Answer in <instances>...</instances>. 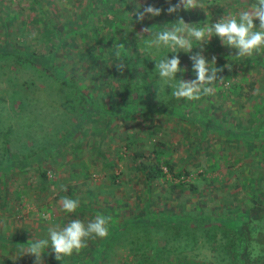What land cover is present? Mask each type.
<instances>
[{
  "label": "rangeland",
  "instance_id": "obj_1",
  "mask_svg": "<svg viewBox=\"0 0 264 264\" xmlns=\"http://www.w3.org/2000/svg\"><path fill=\"white\" fill-rule=\"evenodd\" d=\"M126 2L132 6L129 15L138 10L143 11L149 5L162 9L161 13H167L169 7L168 0ZM176 2L171 0L172 4ZM202 2L208 5L205 10L197 7L167 14L171 21L183 15L186 23L203 27L205 21L214 23L223 15L236 14L254 0ZM110 3L116 8L114 15L123 14L128 9L123 0H0V46L4 40L20 39L37 47L56 40L59 33L64 35L67 45L64 51V46L60 47L61 56L58 57L61 61L63 58L64 68L70 73L72 65L83 63L80 66L82 80L79 81L85 85L83 90L90 92L96 102L111 105L117 97L112 90L118 85L119 78L111 74L110 60L106 58L108 54L97 48L94 59L86 60L78 55L84 40L91 34L90 27L94 25L97 28L96 25H99L102 34L110 31L111 26L103 15V10ZM156 17L148 14L145 20L153 21ZM85 24L87 30L81 28ZM47 25L49 34L46 32ZM130 26L133 23L121 24L123 31ZM142 27L138 25L135 32H139ZM72 28L80 32H74ZM122 28L119 33H123ZM212 39L217 40V43L211 47L209 41ZM145 40L139 43L131 55L141 63L136 65L137 71L142 66H149L159 94L147 92L142 95L153 102L159 97L162 101L171 99V88H161V81L155 71L156 61L151 58L159 60L165 55L169 58L173 55L163 48L159 51L147 49ZM210 40L203 47V55L208 60L215 56L217 67L229 62L233 64L232 71L225 68L218 73L225 82H230V86L226 87L225 83L217 80L214 85H210L215 90L214 95H201L199 100L193 101L174 97L188 116L178 118L176 115L153 113L149 122L144 120L146 112L134 115L115 112L110 115L107 111L104 114L92 111L83 118L79 116L78 108L71 107L74 95L67 86L60 85L36 68L16 63L15 70L3 64L4 59L0 58V154L21 157L36 151V155L41 157L25 162L21 169L12 167L5 173L0 169V264H33V256H19L20 250L27 248L30 239H45L49 228L63 227L73 219L87 224L97 215H109L112 222L121 225V228L117 226L114 229V233L108 228L105 238L108 244L104 248L107 254L97 260L98 264H128L127 260L136 261L130 249L133 244L130 238L144 241L148 236L159 237L161 243H166L169 257L162 264H223L216 259L217 253H222V248H211L204 230L195 229L196 241L189 247L183 243V231L176 238L170 234L174 231L168 221L175 217L174 214H197L199 210H205L213 217H221L224 209L229 213L228 206L235 210L252 197L253 180H258L257 177L264 173V136L252 139L255 142L250 146L244 138L235 139L228 133H219L217 129L207 130L203 137L202 125L190 116L194 115L195 110L202 109L207 110L206 113L211 117L219 118L225 126L236 123L242 129L251 126L256 128L261 116L257 106L264 96V49L254 52L252 59L244 57L236 62L231 57L236 55L237 49L223 45L217 36ZM91 41L90 44H94ZM197 43L193 41L192 54L201 50ZM190 55L188 52L182 53L183 71L179 79H195ZM95 61L102 70L99 76H94L97 66L95 70L89 68ZM135 74L134 79L138 76ZM106 77L110 79L109 82H99ZM250 81H254L252 88ZM92 85L95 87L92 88ZM8 125H12V132L7 135L9 151L3 152ZM152 127L156 128L154 136L149 134V128ZM154 138L165 142L163 156L192 171L183 179L193 181V178H198V191L171 186L178 178L170 175L168 179L171 181H166L165 177L148 180L135 168L132 151L141 153L136 163L148 160L151 140ZM128 142H131L129 150L126 148ZM2 164L5 165L4 161ZM42 169L47 170L49 175L44 185L40 177ZM200 171H204L205 175H200ZM211 176L215 177L214 180H211ZM261 193L263 191L259 195ZM65 196L79 201L76 212L69 214L61 211L60 200ZM145 209L149 211L151 221H143L138 215ZM162 212L166 220L157 223L154 217ZM45 214L48 220L43 219ZM135 217L140 222L132 223ZM218 222H221L220 218ZM143 229L149 234H143ZM219 230L217 240L223 241ZM101 241V238L89 239L87 247L81 251L92 250ZM145 243L141 247L147 248ZM77 255L74 252L64 259L70 261ZM10 257L17 258L13 260ZM63 262L55 259L50 248L45 250L43 264Z\"/></svg>",
  "mask_w": 264,
  "mask_h": 264
},
{
  "label": "trees",
  "instance_id": "obj_2",
  "mask_svg": "<svg viewBox=\"0 0 264 264\" xmlns=\"http://www.w3.org/2000/svg\"><path fill=\"white\" fill-rule=\"evenodd\" d=\"M249 2L251 0H248ZM125 5L128 6V9L123 11V14L114 15L115 9L112 7L111 3L104 9V20L108 22L111 26L108 34L100 33L99 25H96L97 28L93 25L89 29L91 34L89 38L85 39L83 42V48L78 52V55L82 58L85 57L86 60L96 58V50L98 48L99 51H103L108 54L106 56L107 59L110 60L111 65V74L115 75L119 78L118 85L112 90L114 96H117L113 99L112 104L99 103V101H95L90 92L83 90L84 84L79 81L82 80V76L80 75V66L83 65H72L70 73L64 68V61L58 59L60 55V47L62 50H65L66 40L64 35H59L56 37V40H51L49 43H44L40 46L34 47L30 46L26 43V41H22L20 39H7L0 46V58L4 59L3 64L9 65L16 70V65L19 64L24 67L36 68L40 71L45 72L47 75L51 76L55 81H57L60 85L67 86L69 91L73 93L74 98L71 103L72 108H78L79 116L86 118L93 111H98L100 113L107 111L108 114H113L115 112H119L122 114L134 115L138 112H146L144 116V120L149 122L153 118V113H161L167 115H176L178 118H184L187 115V111L183 110L181 105H179L175 98L163 100L159 97V99L155 102L150 101L151 99L144 98L142 93L146 95L149 94L158 96V85L152 79L153 74L149 72V66H142V69L136 68L140 61L134 60L132 57V53L136 50L139 43L142 41L136 37V27L138 25L152 27L154 31H159L164 25H168L171 27V24L175 21H171V17L169 14L161 13L160 16H157L153 21L143 20V22H139L136 19L135 13L132 12L130 15L128 11L132 6L123 0ZM231 6V5H230ZM228 7L227 5L224 6ZM114 15V17L112 16ZM112 16V17H111ZM164 19H161V18ZM184 18V16H181ZM127 22L128 24L133 23V26L125 29L121 27V24ZM47 24V23H46ZM86 24L82 25L81 28L85 29ZM123 33H119L121 31ZM48 25L46 32L48 33ZM72 30L75 32H80L77 29ZM85 33V32H83ZM49 34V33H48ZM67 35V33L65 34ZM122 36V38H120ZM93 42H92V41ZM90 41L94 44H90ZM217 40L212 39L209 41V45L214 46ZM119 43V44H117ZM220 46V44H219ZM110 49V50H109ZM133 50V51H132ZM119 53V55H117ZM182 53L184 51H180L176 54L179 55L180 61L182 62L183 57ZM220 56V53L217 52ZM192 55V52L190 53ZM190 55V56H191ZM189 56V57H190ZM250 59L254 58V56L248 57ZM65 59V58H64ZM233 61H239L241 58L235 57L233 55L231 57ZM118 62H122L125 65L124 70L118 71L115 64ZM17 63V64H16ZM146 63V62H145ZM141 64V63H139ZM3 66V65H1ZM96 66L98 67L97 71H94V76H99L101 69H99V63L94 62L89 65V68H93L95 70ZM181 66V65H180ZM182 68V66H181ZM13 70V72L15 71ZM136 71V74H135ZM138 75L137 78H133V75ZM182 71L177 73V81H179V77L181 76ZM141 77V79H140ZM110 79L107 77L104 80L99 82H109ZM250 88L253 87L254 81H250ZM95 86L92 85V88ZM144 87L145 90H141ZM88 92V93H87ZM119 96V98H118ZM143 96V97H142ZM110 105V106H109ZM257 110L260 112L261 116H259L256 128L254 126L247 127V129L239 128L238 124L234 123L229 126H225L219 118L216 116L211 117L206 112L207 110H195L194 115H191L190 118L198 122L202 125V136L204 137L207 133V130H218L219 133H228L229 136H233L235 139L244 138L248 145L254 144L255 139L260 136H264V96L260 100V104L257 106ZM197 123V124H198ZM106 124L104 125V127ZM237 126V127H236ZM77 128V127H76ZM75 128V130H76ZM7 134L5 133L3 140L2 151H9V137H7L9 132H12V125H8ZM73 130H71L72 132ZM156 132V128H149V134L154 136ZM131 146V142L126 144V148L129 150ZM163 146H165V142L152 139L150 146V153L148 154V160L140 161L136 163V158L141 155L138 150L132 151L133 161H135L134 166L137 170L141 171V173L148 179L154 180L157 178H164L167 180L168 175L172 176V178H178L176 182H173L171 186H178L181 188L188 187L193 192L198 191V178H193V181L183 179L189 175L192 171L183 164L176 165L172 159L166 158L163 156ZM196 148V146H194ZM3 151V152H4ZM100 152V151H99ZM42 153V152H41ZM51 154V152H49ZM37 152H31L29 154H23L21 157H13L0 154V169H3L4 173L8 171L10 168L17 167V169H21V166L35 157H39L36 155ZM41 158V157H39ZM4 161V164L3 163ZM212 168V167H211ZM206 171V169H205ZM41 183L44 185L46 180H48L47 170L42 169L40 171ZM49 173V172H48ZM204 171H200V175H205ZM3 176H5L3 174ZM167 176V177H166ZM216 176V175H215ZM171 178V179H172ZM211 180H214V176L210 177ZM258 180H253L252 184V197L250 200L238 205V207L232 208L228 206L229 213L223 210V214L220 217L219 215H209L205 213V210H199L197 214L187 213L185 215H175L174 218L169 219L168 224L173 227V233L175 238L179 237L180 231H183V243L185 246L190 247L191 244L195 243L196 232L195 229L199 228L205 231L206 239L210 243L211 248L214 250H219L222 248V253H217L216 259L223 264H263L264 263V173L259 175ZM171 181V180H169ZM256 181V182H254ZM263 191L259 195V192ZM148 210L145 209L144 212L138 214L142 217L143 221H151L148 216ZM230 214V215H228ZM106 217L109 215H105ZM137 217V216H136ZM133 218L132 223L140 222L138 219ZM165 213H159L156 215L155 221L157 223H163L166 220ZM220 218L221 222H218ZM173 219V220H172ZM213 220V221H212ZM212 221V222H211ZM211 222V223H208ZM142 223V222H141ZM118 225L115 222L110 220L109 222V230L114 231L117 229ZM220 226L222 228H220ZM136 228V227H135ZM220 228V230L218 229ZM115 229V230H114ZM221 232V238L224 237L223 241L217 240L218 231ZM147 230L143 229V234ZM112 231H110L111 233ZM142 232V230H141ZM148 232H146L147 234ZM149 234V233H148ZM112 235V234H110ZM107 238V237H106ZM109 239V238H108ZM102 241L94 245L92 250H84L80 251L76 258L70 259L67 261L64 259L63 264H98L99 258L101 256H106L107 251L105 245L108 244L105 241V238L101 239ZM154 241V243H152ZM131 246L130 249L133 251L135 256L134 262L127 260L128 264H162L168 257L169 251L166 246V243H161L159 237L148 236L145 237L144 241L137 240L134 238H130ZM147 244L145 248L143 243ZM110 244V243H109ZM144 244V245H145ZM111 245V244H110ZM219 245V246H218ZM149 248L151 251H149ZM103 249V250H101ZM221 254V255H220ZM87 255V256H86ZM215 259V260H216Z\"/></svg>",
  "mask_w": 264,
  "mask_h": 264
},
{
  "label": "clouds",
  "instance_id": "obj_3",
  "mask_svg": "<svg viewBox=\"0 0 264 264\" xmlns=\"http://www.w3.org/2000/svg\"><path fill=\"white\" fill-rule=\"evenodd\" d=\"M169 7L167 13H178L181 10H192L197 7L206 9L202 0H177L175 4L168 0ZM222 7L224 4L218 3ZM162 9L151 5L145 7L143 11L135 13L136 19L143 22L145 16H158ZM258 20V24L256 21ZM219 37L223 45L229 48L237 49L235 57H250L254 52H260L264 49V0H254L251 5L241 8L236 14L229 13L221 16L216 22L208 23L205 21L203 27H196L193 24L186 23L181 17L178 18L171 27L164 25L159 31H154L153 26H144L136 33V37L145 40L147 49H167L168 53L176 54L180 51L191 53L193 41L200 46V51L192 54L190 60L195 73V79L177 81V73L183 71L179 55H173L169 58L165 55L156 61L155 71L161 81V88H171V94L176 99H186L189 101L199 100L201 95H214L215 90L210 85H214L217 80L230 86V82H225L223 76L218 73L227 68L232 71L231 62L217 67V58L213 56L208 60L203 55L204 45L213 37ZM119 55V53H117ZM118 71H123L125 65L122 62L115 64ZM79 201L70 197H62L60 200V209L65 213H74L79 207ZM45 214L43 219L48 220ZM111 220L110 216L97 215L94 220H89L87 224L79 219L70 220L63 227H52L48 230L47 238L27 242V248L20 250L23 255L34 257L33 264H43V257L46 249H51L57 261L64 260L74 252L79 253L87 247L89 239L106 238L108 236V227ZM17 256V257H19ZM17 257H10L15 260Z\"/></svg>",
  "mask_w": 264,
  "mask_h": 264
}]
</instances>
